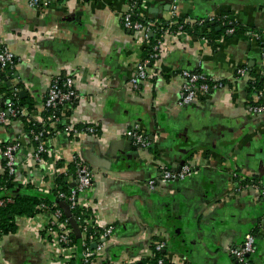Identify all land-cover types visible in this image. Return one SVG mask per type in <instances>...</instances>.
I'll use <instances>...</instances> for the list:
<instances>
[{
    "label": "crops",
    "instance_id": "obj_1",
    "mask_svg": "<svg viewBox=\"0 0 264 264\" xmlns=\"http://www.w3.org/2000/svg\"><path fill=\"white\" fill-rule=\"evenodd\" d=\"M51 1L40 11L29 0H0V47L15 55L11 65L0 66V111L10 99L5 87H12L39 114L52 80L74 75L79 96L59 122L95 124L97 132L73 141L54 124L48 128L56 132L49 135L52 150L38 161L28 120H0V172L4 145L18 141L15 182L46 192L58 161L70 163L77 153L93 174L82 199L99 225L114 226L105 255L119 264H148L152 240L166 242L163 253L173 264H235L230 248L249 233L256 235L251 263L264 264V113L250 110L257 101L252 74L264 73V0H142L146 19L177 23L189 17L194 25L163 37L158 60L138 86L130 79L145 47L122 21L133 0ZM225 14L238 22L233 34L220 21L195 23ZM213 28L220 31L214 39ZM240 67L248 73L238 75ZM183 69L223 85L182 106ZM138 122L153 145L133 141L137 148L125 152L127 132ZM184 160L194 166L192 176L162 180L165 167L177 170ZM45 218H17V231L0 237V264H80V249L67 262L45 237Z\"/></svg>",
    "mask_w": 264,
    "mask_h": 264
},
{
    "label": "built area",
    "instance_id": "obj_2",
    "mask_svg": "<svg viewBox=\"0 0 264 264\" xmlns=\"http://www.w3.org/2000/svg\"><path fill=\"white\" fill-rule=\"evenodd\" d=\"M29 1L31 6L40 11H46L51 7L52 3L51 0ZM141 1L142 0H133L131 10L126 12L122 18L124 27L137 32L140 36L138 39L142 40L145 47L144 55H142L141 59L139 60L130 79L134 86H138L140 81L148 76V69L153 66L156 60H158L163 37L166 34L171 33L174 29L182 30L188 25H194L189 17L179 20L177 23L146 19L140 12L139 7ZM218 21L227 24L225 28L227 33L233 34L238 30V28H236V24H238L237 20L235 18H230L229 15L226 14L222 16L211 15L208 19H201L195 23L205 27L207 24L216 23ZM246 31H248V33L254 34L258 39L262 38V35L256 33L254 30L247 29ZM153 37L155 39L154 42L152 41ZM14 60V53L8 47L2 44L0 47L1 66H6L9 64L11 65ZM262 60L264 64V45L262 46ZM247 73L248 69L246 67H240L237 70V74L240 76H244ZM180 74L185 78V83L183 85L179 99V104L182 106L190 104L202 96H206L209 94L212 88L223 85L221 81H213L208 76L199 71L183 69ZM11 93L12 96H10L9 101L6 102V105L0 111V120L7 121L9 118L14 117L26 118L29 122H33L34 125L37 123L42 124V128L40 130L33 128L30 130V133L33 140L37 144L35 158L38 161H43L45 159V154L50 153L52 150L51 140H49V137L46 139L44 138L45 128L43 126L47 125L49 120V127H53L54 124L58 126V122L64 116L63 112H68V110H72L74 108L75 102L79 96L75 85V77L74 75H66L63 77H55L52 80L44 98L43 109L39 114L37 112H30L26 106H18L16 104L15 99L18 98L19 94L18 88L13 89ZM252 94L257 101L251 104L250 110L255 114L264 113V83L262 88H255L252 91ZM50 109H60V113L52 111L51 114L46 117L45 112ZM55 129L58 132V127ZM63 131L70 135L73 141H77L84 134H96L97 127L95 124H85V126L78 127L77 125H72L71 123L67 122ZM50 132H53L54 135L56 133L54 129H48L46 134L49 133L50 135ZM127 135L133 139L136 145H139L142 148H149L153 145V141L149 137L148 133L143 129V126L140 122L134 124V126L127 132ZM19 149L20 143L18 141H13L4 145L3 155L5 158V163L1 172L7 171L11 175L16 174L19 165ZM72 163L76 165V170L73 174L68 173V180L71 183L70 191L68 193L60 191L59 197L64 199L66 203L68 202L67 204L69 205L70 209L76 207L79 209H87V205L82 199V194L93 184V174L88 164L79 158L77 153H75L73 155L72 162H64V165L61 167L57 165L55 176L58 173H67L68 166ZM194 171L195 168L190 163L183 164L179 170H173L165 167L162 171L161 178L165 182L172 183L176 180H184L192 176ZM72 183L75 185L72 186ZM149 183L151 187H155L156 180H150ZM32 185L36 188L34 184ZM246 185L251 184L247 182ZM252 185L254 186L255 184L252 183ZM54 187L55 181L52 185V188H49L46 193H52ZM260 193L264 198V186L261 187ZM6 201H12V197L7 198V200L0 199V206L4 205ZM37 208L38 212L32 217L39 215L46 217V220L43 222L44 235L56 243L57 246H59L65 261L69 262L73 259H76L77 252L81 250V264H119L110 259V256L108 257V255H105V244L107 239L113 235V225L102 227L89 214L88 217L82 219L84 225H78L81 230V234H88L89 230L91 229V231L95 230V233L91 237L90 244L88 243L87 238L83 237L80 245H77L72 243L74 228L71 226L70 219L69 217H63L64 210L57 202H54L50 206L42 201L37 205ZM1 236L2 235H0V237ZM93 244H96V246H93ZM151 244L154 248V256L157 251L163 250L166 246V242L163 240H152ZM255 251L256 235L254 233L247 234L240 244L231 246L230 248V254L235 260V264H252L250 256ZM165 262V257L158 259V264H165Z\"/></svg>",
    "mask_w": 264,
    "mask_h": 264
},
{
    "label": "trees",
    "instance_id": "obj_3",
    "mask_svg": "<svg viewBox=\"0 0 264 264\" xmlns=\"http://www.w3.org/2000/svg\"><path fill=\"white\" fill-rule=\"evenodd\" d=\"M221 22V21H220ZM226 24V23H225ZM238 24H236V28H238ZM207 27V25H206ZM226 28V25L224 26ZM199 27L197 26V31ZM212 34H206L207 36L214 39L218 34H220V31L217 32L215 28H213ZM197 34H200L199 32H196ZM156 37V35H155ZM152 41L154 42V37L152 38ZM7 69V68H6ZM0 75L3 77L5 76V71L0 69ZM253 81L251 82L250 86V92H252L255 88H262L264 83V73H254L252 74ZM6 90H8V94L12 96V87H5ZM15 102L18 106H27L29 108H32V102L28 101V98H21L18 96V98L15 99ZM28 104V105H26ZM54 111L56 113H60V109H50L45 112V116L48 117V115L51 114V112ZM27 121V120H26ZM47 125H44L45 128V139L49 137V133L46 134V131L49 128L50 120L48 121ZM28 127L29 130L36 129L40 130L42 128V124H33V122L28 121ZM65 127V124H62L59 122L58 129L63 130ZM36 143V142H35ZM47 154H45V157ZM80 158V157H79ZM58 166H62L63 163L61 161H58ZM76 165L74 163L70 164L68 166V172L67 173H58L55 178V187L52 190V193H46L42 192L39 189H36L32 184H28L26 186L22 184H18L15 182V175L9 174L7 171L0 172V199H5L12 197V201H6V203L2 206H0V235H5L8 233L16 232L18 229L17 225V218L21 216H29L32 217L38 212L37 205L40 202H45L48 205H52L54 202H57L60 205V202H66L64 199H61L59 197V192H69L71 188V183L68 180V173L73 174L75 173ZM68 203V202H67ZM60 207H62L60 205ZM64 210V208L62 207ZM72 217L78 221V224L84 225L83 218H86L90 214V210L88 209H79V208H73L70 209ZM64 218L68 217L64 210ZM80 218V219H79ZM71 223V222H70ZM72 226V224H71ZM73 227V226H72ZM95 233V230L88 232L87 234V241L90 244L91 243V237ZM72 243L80 245L81 240L77 238V235L74 231V234L72 235ZM161 257H165L163 250H159L156 252L155 256L148 262V264H158V259ZM81 264V262H80ZM165 264H173L169 262L166 259Z\"/></svg>",
    "mask_w": 264,
    "mask_h": 264
},
{
    "label": "water",
    "instance_id": "obj_4",
    "mask_svg": "<svg viewBox=\"0 0 264 264\" xmlns=\"http://www.w3.org/2000/svg\"><path fill=\"white\" fill-rule=\"evenodd\" d=\"M0 66H1V64H0ZM20 93L24 94L25 92L21 91ZM132 142H133V140H132L131 137L127 140V142H123L124 151L125 152H128L130 150H134V149L137 148V146H139V145H137V146L132 145ZM184 163H185V160L182 162L181 165H183ZM180 168H181V166L177 170H179ZM72 185H75V184H72ZM60 205L64 208L65 213L69 217L70 222H71V224H72V226L74 228V231H75V233L77 235V238H79L81 236V230L79 228V225H78L77 221L72 217L69 205L66 202H63V201L60 202ZM93 246H96V244H93Z\"/></svg>",
    "mask_w": 264,
    "mask_h": 264
}]
</instances>
